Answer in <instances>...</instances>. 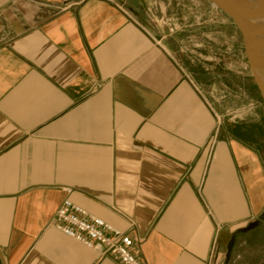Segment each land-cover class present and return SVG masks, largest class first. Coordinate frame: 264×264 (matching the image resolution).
Instances as JSON below:
<instances>
[{"label":"crops","instance_id":"obj_1","mask_svg":"<svg viewBox=\"0 0 264 264\" xmlns=\"http://www.w3.org/2000/svg\"><path fill=\"white\" fill-rule=\"evenodd\" d=\"M198 7L0 0V264H119L49 226L65 187L144 264H264V112L227 118L230 21Z\"/></svg>","mask_w":264,"mask_h":264},{"label":"built area","instance_id":"obj_2","mask_svg":"<svg viewBox=\"0 0 264 264\" xmlns=\"http://www.w3.org/2000/svg\"><path fill=\"white\" fill-rule=\"evenodd\" d=\"M63 190L66 196L55 210L50 227L85 248L96 251L103 257H109L119 264H144L134 246L138 239L136 235L116 228L73 202L69 197L72 193L71 188L65 187ZM128 222L129 227L132 226V222ZM213 250L210 255L211 260ZM209 264H223V260Z\"/></svg>","mask_w":264,"mask_h":264},{"label":"rangeland","instance_id":"obj_3","mask_svg":"<svg viewBox=\"0 0 264 264\" xmlns=\"http://www.w3.org/2000/svg\"><path fill=\"white\" fill-rule=\"evenodd\" d=\"M186 1L188 2L190 0H183V2ZM196 1L199 6V13L197 14L198 17L200 16L202 7L206 6L211 8L210 4L206 0ZM213 9L215 14L225 16L222 12L216 10L215 8ZM183 16H186V14L183 13ZM230 32V58L226 62V66L228 67L226 71L230 73L232 81L230 89L227 91V96L230 99V109L227 110L225 114L232 123V121H236L241 117L248 116L250 113L260 109V107H262L261 111L264 112V71H256V74L258 75L257 81L254 78L246 59L240 34L231 21ZM183 51L185 53L184 48ZM180 54L184 55L183 53ZM177 60L181 66H183L184 71L188 75L193 76V78L195 75H198L199 77V74L195 72V70L192 71L190 69V66L191 68H194L193 65H190L191 63L189 64V62L184 60L183 57L180 59L177 58ZM237 77H240V83H238ZM241 79H244V81ZM204 88L205 87H203V89Z\"/></svg>","mask_w":264,"mask_h":264},{"label":"water","instance_id":"obj_4","mask_svg":"<svg viewBox=\"0 0 264 264\" xmlns=\"http://www.w3.org/2000/svg\"><path fill=\"white\" fill-rule=\"evenodd\" d=\"M212 8L222 12L240 34L244 53L254 78L256 71H264V0H206ZM255 219L231 234L225 252V261L230 258L236 236L248 232L259 224Z\"/></svg>","mask_w":264,"mask_h":264},{"label":"bare ground","instance_id":"obj_5","mask_svg":"<svg viewBox=\"0 0 264 264\" xmlns=\"http://www.w3.org/2000/svg\"><path fill=\"white\" fill-rule=\"evenodd\" d=\"M260 26H261V29H263L264 28V22Z\"/></svg>","mask_w":264,"mask_h":264}]
</instances>
